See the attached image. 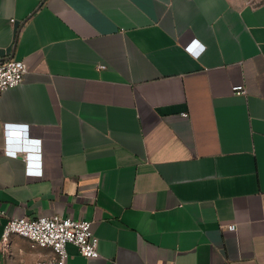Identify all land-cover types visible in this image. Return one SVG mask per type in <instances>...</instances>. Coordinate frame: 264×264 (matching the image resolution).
<instances>
[{"label":"crops","instance_id":"0c3cea01","mask_svg":"<svg viewBox=\"0 0 264 264\" xmlns=\"http://www.w3.org/2000/svg\"><path fill=\"white\" fill-rule=\"evenodd\" d=\"M249 1L0 0V61L28 66L0 94V239L9 218L60 214L100 240L96 258L68 244L66 264H264ZM20 147L29 163L6 153ZM52 256L20 235L0 248V264Z\"/></svg>","mask_w":264,"mask_h":264},{"label":"built area","instance_id":"2783aa9c","mask_svg":"<svg viewBox=\"0 0 264 264\" xmlns=\"http://www.w3.org/2000/svg\"><path fill=\"white\" fill-rule=\"evenodd\" d=\"M258 1L261 0H250L249 3L254 5ZM27 72L28 66L25 60L9 59L0 61V94L21 84ZM233 91L239 94L246 93L243 85H235ZM6 153L13 157H21L29 163L31 154L34 152L20 147L18 149H6ZM28 169L41 170L42 168L28 166ZM226 228L234 231L237 225L231 223L226 225ZM13 235L26 237L34 245L52 251L53 256L50 259L39 261L36 264H66L70 256L67 250L68 244L75 245L84 257L96 258L100 256L99 237L94 233L91 221L86 219H77L60 214L36 218H9L4 225L0 248L9 242Z\"/></svg>","mask_w":264,"mask_h":264}]
</instances>
